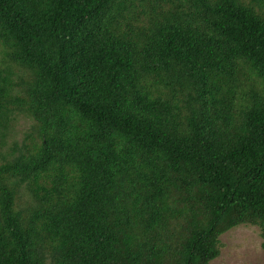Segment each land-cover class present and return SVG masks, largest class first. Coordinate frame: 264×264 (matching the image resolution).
<instances>
[{
	"label": "trees",
	"instance_id": "16d2710c",
	"mask_svg": "<svg viewBox=\"0 0 264 264\" xmlns=\"http://www.w3.org/2000/svg\"><path fill=\"white\" fill-rule=\"evenodd\" d=\"M241 225L264 0H0V264H209Z\"/></svg>",
	"mask_w": 264,
	"mask_h": 264
},
{
	"label": "rangeland",
	"instance_id": "374dc122",
	"mask_svg": "<svg viewBox=\"0 0 264 264\" xmlns=\"http://www.w3.org/2000/svg\"><path fill=\"white\" fill-rule=\"evenodd\" d=\"M28 122L21 119L16 127V138L21 140ZM220 256L209 264H264V240L260 229L241 225L224 233L221 237Z\"/></svg>",
	"mask_w": 264,
	"mask_h": 264
}]
</instances>
